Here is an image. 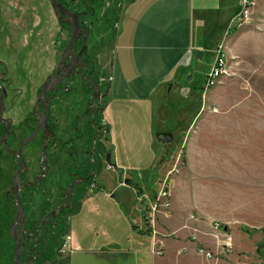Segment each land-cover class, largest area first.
<instances>
[{"label": "rangeland", "instance_id": "1", "mask_svg": "<svg viewBox=\"0 0 264 264\" xmlns=\"http://www.w3.org/2000/svg\"><path fill=\"white\" fill-rule=\"evenodd\" d=\"M12 1L4 4L16 5ZM24 1L25 6L33 7L28 12L32 22L30 19L18 35L0 23L2 59L10 61L12 57L31 53L37 32L46 37L52 35L50 29L53 30L54 24L47 20V15L50 17L47 0ZM120 1L116 0L115 4L118 6ZM232 1L235 8V0ZM113 37V32L107 36L108 46L112 45ZM231 47L230 53L227 47L231 74L209 89L204 85L214 55L210 49L203 48L199 50L203 51L202 57L197 59L194 55L190 71L183 75L178 87H172L170 81L148 101L125 95L117 97L110 109L106 108L103 116L113 160L114 156L119 157L120 165L116 164L124 172L109 170L105 184L95 180V193L105 192L99 197L112 202L100 201L99 207L89 206V209L84 204L79 214H73L68 231L73 236L77 234L79 241H69L70 248L67 254L63 253L60 264L98 262L93 256L70 253L73 246L89 249L111 243L132 245V239L123 230L122 213L127 212L129 217L138 215L137 224L143 227L144 220L132 208L140 203L132 187L138 182L146 191L159 188L163 169L161 164L154 170L151 168L152 162L158 160H162L164 167L175 163L172 174H167L171 183L170 215L158 212L159 240L158 227L162 228L163 218L171 217L173 202L191 219L210 225L205 224L204 230L213 240L214 248H204L213 256L206 259L198 253L210 260L209 264H217L219 260L221 264H264V0H256L252 21L239 27ZM42 49L43 46L41 52ZM181 89L192 90L196 95L190 97ZM159 131L173 136L168 153L165 145L156 139ZM124 179L131 180V185L124 184ZM121 200L124 206L119 203ZM8 208L0 199V215ZM7 223L0 221V264H13V243L8 240ZM192 228L191 232L198 237L200 231ZM135 241L140 243L137 238ZM225 242L230 243V249L224 247ZM221 254H232L237 261L234 258L226 261L227 256Z\"/></svg>", "mask_w": 264, "mask_h": 264}, {"label": "flooded vegetation", "instance_id": "2", "mask_svg": "<svg viewBox=\"0 0 264 264\" xmlns=\"http://www.w3.org/2000/svg\"><path fill=\"white\" fill-rule=\"evenodd\" d=\"M58 1L78 17L81 35L70 47L71 28L47 0L52 35L37 32L31 53L0 58V199L9 205L0 221L8 222L11 243L12 236L25 240L22 264L61 263L70 219L95 180H109L113 166L103 116L107 64L96 55L113 32L122 0L118 6L116 0ZM6 2L0 0V23L18 35L32 22L33 7Z\"/></svg>", "mask_w": 264, "mask_h": 264}, {"label": "crops", "instance_id": "3", "mask_svg": "<svg viewBox=\"0 0 264 264\" xmlns=\"http://www.w3.org/2000/svg\"><path fill=\"white\" fill-rule=\"evenodd\" d=\"M121 2L119 13L112 22L115 26L113 43L108 46V42L105 41L106 45L98 49L96 55L100 62L107 64L104 75L109 81L107 85L109 99L106 106L108 109L117 97L128 95L133 99L148 101L170 81L172 87H178L183 75L190 71L197 50L210 49L214 55L215 43L223 39L230 53L231 43L239 30V27H233L235 16L239 12V0H235V8L232 7V0H122ZM181 90L185 94H190V97L196 95L192 90ZM114 158L115 161L111 151L113 166L110 170L116 173L120 171L123 174L124 169L118 166L119 157L114 156ZM158 164H161L164 172L162 179L172 174L175 163L164 167L162 160H158L155 164L153 161L151 168L154 170L159 166ZM120 178L119 176V181ZM132 188L134 192L137 191L136 200L140 202L138 206L132 207L137 213L139 205L150 204L152 200L150 197L159 189L146 191L144 186L138 185V182H135ZM104 193L93 191L87 195L80 201L74 215L82 211L84 204H87L89 209V206L99 207L100 201L102 203L111 201L99 197ZM138 196H142L143 200L140 201ZM122 202L121 200L119 203L124 206ZM125 210H127L126 206ZM138 214L143 219L142 215ZM122 215L123 230L129 239H132V245L130 242L121 245L111 243L89 249L77 245L70 249V253L80 254L81 257L93 256L98 260L96 264H127L128 262L142 264L143 260L145 264H209L210 260H205L196 251L197 246L214 248L213 240L204 230L207 228L204 226L207 223L201 224L197 218L191 219L190 215L176 208L173 202L171 217L163 218L162 228L158 227L162 242L161 253L156 250L158 247L154 236L144 232L143 227L137 224L138 215L132 214V217H129L127 212H123ZM191 227L200 231L197 240L190 238ZM69 234L70 240L79 241L77 234L76 236ZM136 238L141 244L135 241ZM144 238H148V241L142 243ZM65 253L67 254V251ZM222 255L227 256L226 261H232L233 258L237 261V257L232 254L220 256ZM218 262L217 264H221L220 260Z\"/></svg>", "mask_w": 264, "mask_h": 264}, {"label": "built area", "instance_id": "4", "mask_svg": "<svg viewBox=\"0 0 264 264\" xmlns=\"http://www.w3.org/2000/svg\"><path fill=\"white\" fill-rule=\"evenodd\" d=\"M240 9L238 14L235 16L234 22L236 23V27H240L243 23H250L252 21L253 12L256 7V0H239ZM226 42L222 39L215 43L213 47L214 52V60L210 70L208 71L205 79V89H209L214 85L220 82V79L224 76L230 75V66L228 65L227 60V47ZM213 110V109H212ZM107 124V121H106ZM170 182L168 177H165L161 180L159 184V189L154 194L153 200H151L150 204L144 205L141 203L138 213H140L144 220L143 230L144 232H149L152 236H154L156 248L158 253H161V245L162 242L158 239V232L156 230L157 225V217L159 213H162L165 216L170 215L169 208V195H170ZM138 199L143 200L142 196H138ZM159 212V213H158ZM70 234L67 233L63 237L60 250L65 253L67 248H69ZM192 240H197L196 233H192L190 235ZM224 247L230 249V243L225 242ZM160 248V250H159ZM197 253L200 255H205L206 259H211L212 254L209 250L205 249L203 246H197Z\"/></svg>", "mask_w": 264, "mask_h": 264}, {"label": "water", "instance_id": "5", "mask_svg": "<svg viewBox=\"0 0 264 264\" xmlns=\"http://www.w3.org/2000/svg\"><path fill=\"white\" fill-rule=\"evenodd\" d=\"M50 4L53 8L55 15L58 16L60 19H62L64 22H66L71 28V35H70L69 43H68V47H70L71 44L73 43V41L78 36L81 35V29L78 25V17L69 13L60 4V2L58 0H50ZM83 40H84V42H86V37H83ZM196 57H197V59L201 58L202 52L197 50L196 51ZM189 78H191V77H189ZM43 89H45V87ZM156 139L165 145V152L168 153L169 148H170V143L173 139L172 134L169 132H166V131H159L156 133ZM108 160L110 161V157H108ZM123 183L124 184H131L132 182H131V180L124 179ZM16 204H17V207L22 210V205H21L18 197H16ZM13 224L14 223H12V225ZM12 240H13V264H22L21 255L23 253L25 240L19 242V237H17V236H12ZM25 264H28V262H26Z\"/></svg>", "mask_w": 264, "mask_h": 264}, {"label": "bare ground", "instance_id": "6", "mask_svg": "<svg viewBox=\"0 0 264 264\" xmlns=\"http://www.w3.org/2000/svg\"><path fill=\"white\" fill-rule=\"evenodd\" d=\"M244 24V23H243Z\"/></svg>", "mask_w": 264, "mask_h": 264}]
</instances>
